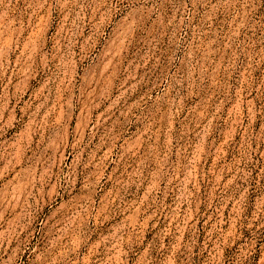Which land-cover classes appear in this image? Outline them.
I'll return each instance as SVG.
<instances>
[{
    "label": "rangeland",
    "instance_id": "obj_1",
    "mask_svg": "<svg viewBox=\"0 0 264 264\" xmlns=\"http://www.w3.org/2000/svg\"><path fill=\"white\" fill-rule=\"evenodd\" d=\"M0 264H264V0H0Z\"/></svg>",
    "mask_w": 264,
    "mask_h": 264
}]
</instances>
